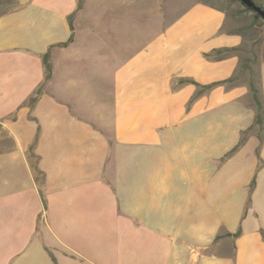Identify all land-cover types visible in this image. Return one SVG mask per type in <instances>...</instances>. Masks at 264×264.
<instances>
[{
    "label": "crops",
    "instance_id": "1",
    "mask_svg": "<svg viewBox=\"0 0 264 264\" xmlns=\"http://www.w3.org/2000/svg\"><path fill=\"white\" fill-rule=\"evenodd\" d=\"M178 3L0 0V264H264L259 27Z\"/></svg>",
    "mask_w": 264,
    "mask_h": 264
},
{
    "label": "rangeland",
    "instance_id": "2",
    "mask_svg": "<svg viewBox=\"0 0 264 264\" xmlns=\"http://www.w3.org/2000/svg\"><path fill=\"white\" fill-rule=\"evenodd\" d=\"M178 1H179L178 5H175V7L177 8L176 9L177 12L181 11L185 7L186 3L191 2V0H178ZM207 1L220 8L225 9L229 15H232L235 18L237 24H240L243 27L250 24L254 25V23L256 22L259 27V35H260L259 43L264 44V38H261L263 37L261 35L264 31L263 20L256 18L254 16V13L250 10H247L246 6L240 0H207ZM255 1L258 5L264 8V0H255ZM132 5H134V2H132ZM103 13H104L103 10L99 12L98 15L100 19H102L100 16L104 15Z\"/></svg>",
    "mask_w": 264,
    "mask_h": 264
},
{
    "label": "trees",
    "instance_id": "3",
    "mask_svg": "<svg viewBox=\"0 0 264 264\" xmlns=\"http://www.w3.org/2000/svg\"><path fill=\"white\" fill-rule=\"evenodd\" d=\"M246 9L252 11L256 18L262 19L260 17V15L256 12H254L251 8H248L246 6ZM263 22H264V20H263ZM226 82L228 83V82H232V81H226ZM250 90L252 92L253 104L256 107V124L262 125L263 121H264V105H263V100H262L260 84L259 83L256 84L255 81H252L250 83Z\"/></svg>",
    "mask_w": 264,
    "mask_h": 264
},
{
    "label": "water",
    "instance_id": "4",
    "mask_svg": "<svg viewBox=\"0 0 264 264\" xmlns=\"http://www.w3.org/2000/svg\"><path fill=\"white\" fill-rule=\"evenodd\" d=\"M245 6L251 8L254 12L258 13L264 20V8L256 3L255 0H240Z\"/></svg>",
    "mask_w": 264,
    "mask_h": 264
}]
</instances>
